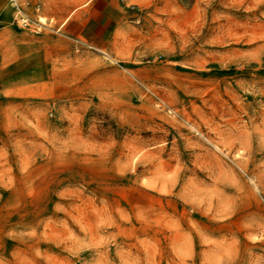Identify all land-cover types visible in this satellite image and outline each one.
Segmentation results:
<instances>
[{
	"label": "rangeland",
	"instance_id": "rangeland-1",
	"mask_svg": "<svg viewBox=\"0 0 264 264\" xmlns=\"http://www.w3.org/2000/svg\"><path fill=\"white\" fill-rule=\"evenodd\" d=\"M87 1L0 0V264H264V0Z\"/></svg>",
	"mask_w": 264,
	"mask_h": 264
},
{
	"label": "crops",
	"instance_id": "crops-1",
	"mask_svg": "<svg viewBox=\"0 0 264 264\" xmlns=\"http://www.w3.org/2000/svg\"><path fill=\"white\" fill-rule=\"evenodd\" d=\"M121 11L120 0H88L72 11L57 30L65 38L103 49L121 18Z\"/></svg>",
	"mask_w": 264,
	"mask_h": 264
},
{
	"label": "built area",
	"instance_id": "built-area-1",
	"mask_svg": "<svg viewBox=\"0 0 264 264\" xmlns=\"http://www.w3.org/2000/svg\"><path fill=\"white\" fill-rule=\"evenodd\" d=\"M22 23H23V24H26V23H27V21H26L25 19H23Z\"/></svg>",
	"mask_w": 264,
	"mask_h": 264
},
{
	"label": "bare ground",
	"instance_id": "bare-ground-1",
	"mask_svg": "<svg viewBox=\"0 0 264 264\" xmlns=\"http://www.w3.org/2000/svg\"><path fill=\"white\" fill-rule=\"evenodd\" d=\"M39 20H40V22L43 21V19H41V18ZM41 23H43V22H41Z\"/></svg>",
	"mask_w": 264,
	"mask_h": 264
}]
</instances>
